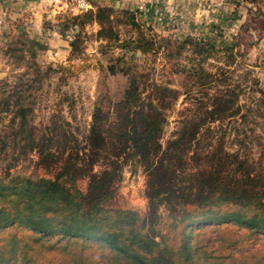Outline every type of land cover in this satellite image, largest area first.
I'll return each mask as SVG.
<instances>
[{"label":"trees","instance_id":"obj_1","mask_svg":"<svg viewBox=\"0 0 264 264\" xmlns=\"http://www.w3.org/2000/svg\"><path fill=\"white\" fill-rule=\"evenodd\" d=\"M86 1L90 9L60 25L62 32L68 24L78 27L70 56L82 51L85 25L96 23L102 50H118L106 70L124 76L126 85L117 99L95 103L83 131L59 112L37 126L34 100L24 93L32 84L23 79L0 99V119L7 115L19 137L11 154L3 152L11 160L0 175V264H264L254 249L264 236V146L258 143L255 157L251 151L258 137L251 123L264 119V84L253 65L241 72L238 61L240 48L256 42L252 32L264 33V4L257 13L248 7L233 43L225 45L159 34L134 11L117 8V0ZM14 38L17 45L7 43L5 53L16 58L27 50L34 60L47 48ZM213 59L220 63L214 70ZM24 65L39 73L36 61ZM157 66L164 77H156ZM174 76L181 77L178 85ZM180 96L187 104L163 140ZM0 142V151L11 146ZM32 155L51 177L10 173ZM125 166L145 174L143 213L113 206ZM203 226L214 228L215 237L194 241Z\"/></svg>","mask_w":264,"mask_h":264},{"label":"rangeland","instance_id":"obj_2","mask_svg":"<svg viewBox=\"0 0 264 264\" xmlns=\"http://www.w3.org/2000/svg\"><path fill=\"white\" fill-rule=\"evenodd\" d=\"M117 1H120V5L117 8L121 7L123 9L134 11L138 19L143 24L150 26L159 34L175 39H181L188 35L190 37H198L201 39L209 38L213 39L218 44L228 45L233 43L234 37L239 30L238 28L237 31L231 33L224 28L217 29L209 33L210 35H213V37H209L208 35H201V33H198L197 31L188 30L183 26H180V24L176 21L169 20L168 23H164V18L160 12H157L158 15L155 16L151 15L148 10H146V6L141 10L138 9V0ZM239 1L243 2L247 9L251 6L250 8L253 13H257L258 9L264 4V1L260 0L256 1L257 3L254 2L253 4H248L245 0ZM76 14L78 13L70 9L66 10L59 15H55L56 18H54L53 21L45 20L44 26L49 29H53V31L58 34V37L55 39L60 38L62 41L69 42L73 39V34L78 31V27L68 24L66 30L62 32L60 25L64 19H68L71 15ZM152 16L154 18H151ZM247 16L248 14L246 13L244 21ZM9 20L10 23L7 25V29H9L10 34L4 35V33L3 38L0 37V99L11 95L14 92L11 86L14 85V83L20 82L18 81L19 79H23L24 82L27 81V84H32L24 93L25 96L30 95L28 98L29 100H34L33 120L37 126H42L45 123L50 122L52 117L59 112L66 120H70L71 123H77L80 127V131H83L90 123L91 112L98 100L101 99L102 103L106 105L108 97L110 99H117L122 94L126 85V78L121 74H109L106 70L111 53L117 55L118 50H108V52L102 50L101 45L104 44V42L97 40L94 36L96 30L98 29V25L96 23H89L85 25L82 51L78 56L73 57L70 56L69 53L67 58L54 60L52 58V55H54L55 52V47L52 46V44L54 45V37H51L47 42V49L38 51L33 60L30 56V51L27 50L19 53L16 52L23 55V58H16L5 53L7 43H10L12 47L17 45L14 37L17 35H21L23 37L25 36L20 34L19 30L16 29L15 25L17 23L14 16H12ZM257 31L258 30L253 31L251 35L252 37L254 36V40L256 42L252 43L248 50H245L243 47L240 48L243 56L238 60L241 65L239 70L242 72L245 64L253 65L255 74L264 84V33L260 32L258 34ZM35 34L31 33L26 37L34 39L32 37L36 36ZM40 40L41 42L46 43L45 37H41ZM33 61H36L39 67L38 74L34 68H26V65H24L26 62ZM209 63L211 65L208 66L212 70L220 64L214 59L210 60ZM49 66L52 67V70L48 69ZM63 67H68L69 71H62ZM159 68L160 67L157 66V70L155 72L156 77H164L162 76L163 74L161 71H159ZM34 79H37V81H32ZM162 79L166 80L167 76ZM174 79V84L178 85L181 77L174 76ZM2 80H7L8 84L4 85ZM24 86L17 89H20L19 91H22L23 89L25 90ZM14 99V96L10 98L11 101H14ZM244 101V96H241L240 103H243ZM186 104L187 103L184 102L183 96H180L176 101L173 110L169 114L163 140L170 137L171 132L176 126L177 112ZM70 106L72 107L70 108ZM1 107L2 106L0 105V108ZM3 114L5 115V113ZM72 116L75 118H72ZM263 126V118L251 123V127L254 128V134L258 135L257 138H253L255 145H251V151L254 157L258 155L260 150V145H258V143H262L264 146ZM11 132L12 129L9 125V118L5 115L4 118L0 119V140L3 138L4 141H7V143L11 146L6 148L5 151H0V175L3 174L6 163L11 160V156L9 155V157H7V155L3 152L11 154L13 149L12 139L19 138ZM35 160V155L26 159L20 158V160L15 163V166H13L10 173L14 175H26L31 178L51 177V172L35 165ZM144 185L145 174L142 171V168L138 167L135 172H131L130 166H125L122 171L121 181L118 183V194L113 201V206L124 209L127 208L143 213L146 210L147 204L146 198L144 197ZM78 186L82 190H85L87 180L79 181ZM193 234V240L196 241L208 237L214 238L216 232L214 228H211L210 226H203L199 230H195ZM254 245V249H258L262 254H264V236H258Z\"/></svg>","mask_w":264,"mask_h":264},{"label":"crops","instance_id":"obj_3","mask_svg":"<svg viewBox=\"0 0 264 264\" xmlns=\"http://www.w3.org/2000/svg\"><path fill=\"white\" fill-rule=\"evenodd\" d=\"M44 0H0V37L10 34L7 25L14 16L16 29L20 34L41 41V37L48 40L54 37V60L67 58L70 53L68 41H62L58 34L44 26L45 20L53 21L56 13ZM124 4V3H122ZM146 10L151 15L162 14L164 23L176 21L188 30L197 31L201 35H208L217 29H226L231 33L237 31L243 23L247 7L239 0H224L218 5L214 0H146ZM151 18H154L153 16ZM185 31V30H184ZM50 32V33H49ZM5 42V41H4ZM48 47V46H47ZM47 49V48H46Z\"/></svg>","mask_w":264,"mask_h":264},{"label":"built area","instance_id":"obj_4","mask_svg":"<svg viewBox=\"0 0 264 264\" xmlns=\"http://www.w3.org/2000/svg\"><path fill=\"white\" fill-rule=\"evenodd\" d=\"M56 13H62L66 10H72L81 13L91 8L86 0H44ZM218 5H223L224 0H214ZM146 6V0H138L137 8L143 9Z\"/></svg>","mask_w":264,"mask_h":264},{"label":"water","instance_id":"obj_5","mask_svg":"<svg viewBox=\"0 0 264 264\" xmlns=\"http://www.w3.org/2000/svg\"><path fill=\"white\" fill-rule=\"evenodd\" d=\"M120 5V1H117L116 3V7H118Z\"/></svg>","mask_w":264,"mask_h":264}]
</instances>
